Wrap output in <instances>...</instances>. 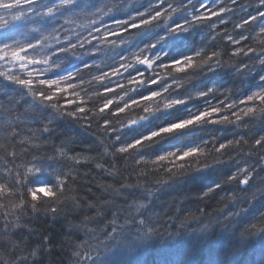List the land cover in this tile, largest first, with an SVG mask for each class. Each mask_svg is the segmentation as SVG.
<instances>
[{"label": "clouds", "instance_id": "9594fccd", "mask_svg": "<svg viewBox=\"0 0 264 264\" xmlns=\"http://www.w3.org/2000/svg\"><path fill=\"white\" fill-rule=\"evenodd\" d=\"M14 25L0 264H132L157 242L264 236V0H0V31Z\"/></svg>", "mask_w": 264, "mask_h": 264}, {"label": "trees", "instance_id": "16d2710c", "mask_svg": "<svg viewBox=\"0 0 264 264\" xmlns=\"http://www.w3.org/2000/svg\"><path fill=\"white\" fill-rule=\"evenodd\" d=\"M215 19V17H211ZM19 28L14 25L5 31H0V41L10 38L13 31ZM182 49V44L176 46ZM224 78L217 73L209 79ZM214 179V174L209 172L204 175L194 176L189 179L187 187L191 190H199ZM260 205L254 206L244 217L243 222L251 219L253 212ZM236 242L228 236L213 235L206 240L178 238L171 243H155L136 252L130 259L132 264H189L195 260L197 264H264V236L251 242L240 251H236ZM231 257V259H229Z\"/></svg>", "mask_w": 264, "mask_h": 264}, {"label": "snow or ice", "instance_id": "6c2138e0", "mask_svg": "<svg viewBox=\"0 0 264 264\" xmlns=\"http://www.w3.org/2000/svg\"><path fill=\"white\" fill-rule=\"evenodd\" d=\"M203 19H206V18H211V17H201ZM151 21L150 20H145L144 23H150ZM141 25L137 24V25H133L132 27L135 29V28H138L140 27ZM211 113H208V115H210ZM186 123H191V121H188ZM183 124H180V125H174L173 127H182ZM172 129L171 128H168V129H162V131H171ZM153 135H157V133H153ZM185 155H190V153H185Z\"/></svg>", "mask_w": 264, "mask_h": 264}]
</instances>
